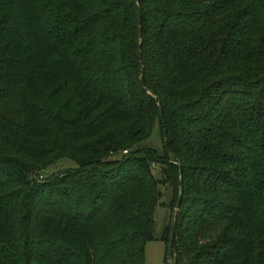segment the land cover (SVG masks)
<instances>
[{
  "label": "trees",
  "instance_id": "1",
  "mask_svg": "<svg viewBox=\"0 0 264 264\" xmlns=\"http://www.w3.org/2000/svg\"><path fill=\"white\" fill-rule=\"evenodd\" d=\"M159 187L171 264H264V0H0V264H144Z\"/></svg>",
  "mask_w": 264,
  "mask_h": 264
},
{
  "label": "rangeland",
  "instance_id": "2",
  "mask_svg": "<svg viewBox=\"0 0 264 264\" xmlns=\"http://www.w3.org/2000/svg\"><path fill=\"white\" fill-rule=\"evenodd\" d=\"M136 148L140 149H153L162 155V136L159 131L158 123L149 139L140 143ZM119 158V156L114 157ZM75 164L67 158H58L51 163L41 164L40 169L36 171L33 180L36 184L46 183L55 177H61L64 173L74 170ZM152 174L156 179L160 178L159 169L157 166H152ZM161 192L160 203L162 206H157L154 212L155 224L152 230L154 241L146 243L144 246V264H163L165 259V245L160 241L165 228L170 226L172 210L169 208L170 203L175 198L170 188L159 187Z\"/></svg>",
  "mask_w": 264,
  "mask_h": 264
},
{
  "label": "water",
  "instance_id": "3",
  "mask_svg": "<svg viewBox=\"0 0 264 264\" xmlns=\"http://www.w3.org/2000/svg\"><path fill=\"white\" fill-rule=\"evenodd\" d=\"M139 61L142 64V60L140 57H139ZM142 90L146 91L145 89H142ZM163 135L165 137V135H166L165 131L163 132ZM165 147H166V145H165ZM180 201H181V197L179 196L178 201H177L176 206H175V209H174V213L172 215L171 226H170V231H169V239H168L167 248H166L165 259L170 264H171V260H172V245H173V240H174L175 219H176V213L178 211Z\"/></svg>",
  "mask_w": 264,
  "mask_h": 264
}]
</instances>
